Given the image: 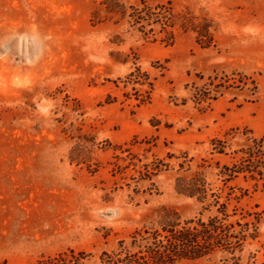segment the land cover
<instances>
[{
    "label": "rangeland",
    "instance_id": "374dc122",
    "mask_svg": "<svg viewBox=\"0 0 264 264\" xmlns=\"http://www.w3.org/2000/svg\"><path fill=\"white\" fill-rule=\"evenodd\" d=\"M0 264H264V0H0Z\"/></svg>",
    "mask_w": 264,
    "mask_h": 264
},
{
    "label": "trees",
    "instance_id": "16d2710c",
    "mask_svg": "<svg viewBox=\"0 0 264 264\" xmlns=\"http://www.w3.org/2000/svg\"><path fill=\"white\" fill-rule=\"evenodd\" d=\"M191 194L193 196V193H191ZM217 230H218L217 228L202 225V230L200 232L207 234L208 238H210V237H212L211 233L217 232ZM188 243H190V245H189L190 250L187 251V253L189 254V255H187V257H190L191 259H197V258H199L205 254L203 252L202 245L200 246L201 243H199L198 241H188Z\"/></svg>",
    "mask_w": 264,
    "mask_h": 264
}]
</instances>
